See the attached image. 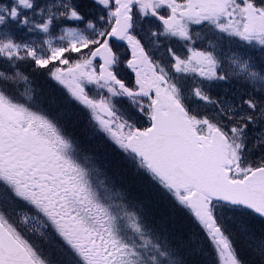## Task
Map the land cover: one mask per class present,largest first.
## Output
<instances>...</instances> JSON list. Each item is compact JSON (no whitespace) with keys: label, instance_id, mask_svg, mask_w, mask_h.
Returning <instances> with one entry per match:
<instances>
[{"label":"snow or ice","instance_id":"6c2138e0","mask_svg":"<svg viewBox=\"0 0 264 264\" xmlns=\"http://www.w3.org/2000/svg\"><path fill=\"white\" fill-rule=\"evenodd\" d=\"M0 264H264V0H0Z\"/></svg>","mask_w":264,"mask_h":264},{"label":"trees","instance_id":"16d2710c","mask_svg":"<svg viewBox=\"0 0 264 264\" xmlns=\"http://www.w3.org/2000/svg\"><path fill=\"white\" fill-rule=\"evenodd\" d=\"M38 86H39V84H38Z\"/></svg>","mask_w":264,"mask_h":264}]
</instances>
